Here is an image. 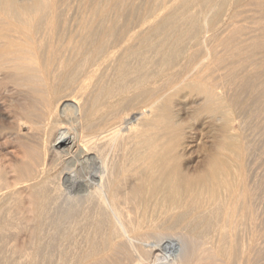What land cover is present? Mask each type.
Instances as JSON below:
<instances>
[{"label":"bare ground","instance_id":"obj_1","mask_svg":"<svg viewBox=\"0 0 264 264\" xmlns=\"http://www.w3.org/2000/svg\"><path fill=\"white\" fill-rule=\"evenodd\" d=\"M0 106V264H264V0H0Z\"/></svg>","mask_w":264,"mask_h":264},{"label":"rangeland","instance_id":"obj_2","mask_svg":"<svg viewBox=\"0 0 264 264\" xmlns=\"http://www.w3.org/2000/svg\"><path fill=\"white\" fill-rule=\"evenodd\" d=\"M241 19H242V20H241ZM240 20H241L242 22L240 21L239 24L242 25V26H243V25L245 26V23H246V22H247L246 25L250 22L248 19H246L245 15H244L243 18H240ZM243 20H244V21H243ZM246 20H247V21H246ZM245 21H246V22H245ZM248 21H249V22H248ZM248 25H249V26H248ZM248 25H247L248 27L251 26L250 23H249ZM245 27H246V26H245ZM2 111H4V109L0 106V124L5 125L4 123H6L7 125H9V120H8L7 117H6L5 112L3 113ZM5 117H6V118H5ZM6 120H7V121H6ZM7 122H8V123H7ZM7 125H6V126H7ZM0 127H1V125H0ZM1 135H2V134L0 133V152H1L0 157H1L2 159H5L6 157H7V158L9 157L8 159H10V157H11V155H12L11 153H12V150H13V140H12V138H10V137H9V139H7V138H6L7 136L2 137L3 135H2V136H1ZM198 137L200 138L201 136L198 135ZM2 138H3L5 141H4ZM1 139H2L3 141H2ZM10 145H11V146H10ZM207 145H208L207 143H206V144L204 143L203 145H201V146L199 147L200 149H199L198 147H195V148L193 149V152H194V153H193V154H194V155H193V158H194V160L197 159L198 156L200 157V156L202 155V153L205 152V150L207 151V149H208V148H207V147H208ZM11 147H12V149H11ZM198 149H199V150L203 149V152H202V150L199 151ZM10 150H11V151H10ZM7 151H8V152H7ZM9 151H10L11 153H9ZM195 151H196V152H195ZM2 152H3V153H2ZM6 152H7V153H6ZM197 153H198V154H197ZM6 154H7V155H6ZM8 154H11V155H8ZM199 154H200V155H199ZM195 155H197V156H195ZM2 156H3L4 158H3ZM12 156H13V155H12ZM202 156H203V155H202ZM7 158H6V159H7ZM12 158H13V157H12ZM12 158H11V159H12ZM259 204H260V203H259ZM258 208H259V207H258ZM263 208H264V207L262 206V208H260V209H262V210L259 209V211L261 212V213H260V212H259V213L262 214V216H263V214H264V209H263ZM5 239H6V241H7L8 238H5ZM8 240H10V239H8ZM26 240H27V239H23V240H21V241L25 242ZM259 241H260V240H259ZM1 242H2V240H0V244H1ZM2 243H3V242H2ZM260 243H262V242L260 241ZM52 244L55 245V241H53ZM260 247H261V246H260ZM263 247H264V243H263ZM257 263H258V262H257ZM258 264H262V262H259Z\"/></svg>","mask_w":264,"mask_h":264}]
</instances>
